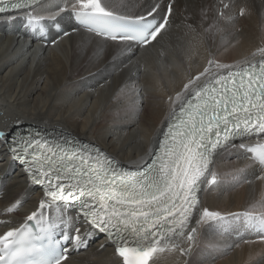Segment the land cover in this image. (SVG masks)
<instances>
[{
    "label": "snow or ice",
    "instance_id": "6c2138e0",
    "mask_svg": "<svg viewBox=\"0 0 264 264\" xmlns=\"http://www.w3.org/2000/svg\"><path fill=\"white\" fill-rule=\"evenodd\" d=\"M162 2L0 0V14L11 13L10 19L22 15L26 27L41 34L46 20L57 22L67 13L78 25L73 31L134 54L155 47L174 26V0L164 7ZM232 7L231 0H219L198 24L189 23L190 43L222 34L233 20ZM244 14L241 7L239 15ZM208 51L206 63L189 76L175 99L169 97L176 107L166 129L150 162L135 170L119 167L95 146L77 147L68 138L0 130V146L43 192L38 207L23 219L15 218L25 203L19 197L0 205V264H65L69 253L86 248L96 231L114 246L120 258L116 264H157L166 252L189 255L201 228L225 223L224 214L203 202L205 194L223 183L217 171L221 157L238 150L237 158L245 161L243 168L228 173L237 184L264 181V48L253 54L261 56L258 62L244 67L222 64L211 46ZM246 169L258 174L250 178L243 175ZM57 210L59 215L53 216ZM228 215H242L245 226L264 242V198L242 214Z\"/></svg>",
    "mask_w": 264,
    "mask_h": 264
},
{
    "label": "bare ground",
    "instance_id": "6f19581e",
    "mask_svg": "<svg viewBox=\"0 0 264 264\" xmlns=\"http://www.w3.org/2000/svg\"><path fill=\"white\" fill-rule=\"evenodd\" d=\"M59 2L50 0L51 4ZM167 3L163 0L162 7ZM218 3L174 0L172 29L155 47L149 45L134 54L98 45L88 33L73 31L78 25L67 13L57 22L46 20L41 34L30 31L22 15L11 19L12 14L1 15L0 130L31 123L64 131L98 144L118 164L144 165L176 107L169 97L175 99L189 76L206 63L210 46L222 64L244 67L261 59L253 54L264 48V0H231L233 20L223 33L198 45L190 43L187 25L198 24L204 11ZM241 7L245 8L243 16L239 15ZM64 31L69 34L62 35ZM113 129H119L118 134ZM129 136L137 139L136 144L129 142ZM238 156V150H229L221 157L217 171L223 183L203 197L209 210L226 216L225 223L201 228L189 255L166 252L157 264H260L264 260V242L258 233L245 226L242 215L239 219L228 215L242 214L254 200L264 198V181L237 184L228 175L244 167L245 161ZM255 174L252 169L243 173L250 178ZM15 197L25 201L15 215L23 219L38 207L43 192L30 182L21 163L0 146V205ZM52 215H59L58 210ZM118 259L105 234L96 231L86 248L69 253L65 264H116Z\"/></svg>",
    "mask_w": 264,
    "mask_h": 264
},
{
    "label": "rangeland",
    "instance_id": "374dc122",
    "mask_svg": "<svg viewBox=\"0 0 264 264\" xmlns=\"http://www.w3.org/2000/svg\"><path fill=\"white\" fill-rule=\"evenodd\" d=\"M27 124H31V123H27ZM34 124H36V123H34ZM38 124V123H37ZM119 130V129H118ZM118 130L117 129H113V131H114V133L115 134H118ZM64 132V131H63ZM129 138H130V140H129ZM127 139L129 140V142H135V144H136V141H137V139L134 137V136H129V137H127ZM133 139V140H132ZM135 144H134V146H135ZM133 146V147H134ZM120 165H123V166H127V167H130V168H137V167H131V166H128V165H125V164H122V163H120ZM134 166V165H133Z\"/></svg>",
    "mask_w": 264,
    "mask_h": 264
}]
</instances>
